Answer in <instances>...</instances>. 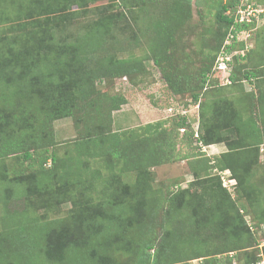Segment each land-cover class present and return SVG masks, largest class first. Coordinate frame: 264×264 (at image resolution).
I'll use <instances>...</instances> for the list:
<instances>
[{"label":"trees","instance_id":"1","mask_svg":"<svg viewBox=\"0 0 264 264\" xmlns=\"http://www.w3.org/2000/svg\"><path fill=\"white\" fill-rule=\"evenodd\" d=\"M34 1L33 10L47 14L43 22H29L31 11L25 7L29 11L25 14L28 21L18 24L19 33L0 36V158L17 155L27 161L22 172L12 177L1 175L2 179L19 186H6L2 201L16 199L23 200L24 204L20 210L7 211V221L0 229V264H117L111 252L119 242L122 229L127 225L148 226L145 223L150 221L148 216L138 211L140 206L154 202L147 195L151 186L146 174L150 167L163 163L190 157L203 163L213 161L210 168L217 166L220 171H230L236 181L237 194L242 190L248 200L251 198L253 185L248 182V176L254 160L245 157V152L251 148L257 156L259 145L264 142V61L259 60L250 68L248 58L253 43L247 46L246 42L252 41L234 40L225 47L231 56L230 83H220L221 73L213 69L230 32L245 29L250 30L252 39L255 37L258 27L253 30L254 23L235 22L234 13L241 2L251 0L220 3L216 19L222 23V30L213 36L215 44L211 48L215 52L207 53L204 57L209 63L200 65L193 73L178 70L171 50L175 22L178 26L190 18L191 0H170L164 19L147 17L150 12L143 1L139 4V0H118L116 4L125 11L107 13L101 9L98 17L81 26L80 34L62 37L55 32L61 31L60 25L69 20L68 15L75 14V10L67 11L66 1L84 8L86 2L93 0ZM253 1L264 6L262 0ZM18 6L20 13L22 7ZM228 9L231 14L225 12ZM125 12L135 16L144 14V28L154 31L147 43L149 54L173 93L189 92L191 101L200 105V92L214 78L218 87L238 86L240 94L251 101L245 105L242 99L240 107L230 103L235 96L220 103L213 101L216 122H204L201 136L199 131L194 136L193 127L185 116L171 119L168 127L157 121L140 128L113 130L112 113L126 100L120 94L98 92L95 84L106 77L139 72L142 61L132 56L116 57L112 52L98 58L93 56L110 43L113 29L119 19L125 17ZM28 24L30 29H27ZM238 65L242 67V76L236 70ZM245 81L249 86L247 90L243 84L236 85ZM67 117L73 118L79 135L71 149H63L59 155L51 126L54 120ZM228 127L233 128L236 137L225 141L226 150L219 155L208 154L210 158H205L201 152L203 147L198 143L207 145L221 141L219 133ZM141 129L144 135L140 134ZM91 161L100 164L91 168ZM101 165L112 172L103 177ZM115 168L118 171L113 170ZM128 173L136 176L131 184L121 181V176ZM194 175L198 183L202 182L201 191L189 192L188 189L187 195L183 192L170 195L172 213L168 220L173 226L165 231L166 239L158 244L150 237L140 241L138 248L131 252L130 264L177 263L183 260L178 251L185 243L193 246L188 260L200 259V264L219 262L214 253L235 251L233 256L227 257L232 263L240 248L253 247L264 253V245L259 248L264 234L250 230L221 181L199 179L196 172ZM62 189L72 192L67 196L69 208L64 218H47L30 210L39 206L51 211V203L44 206L39 201L46 195L60 199ZM93 191L95 201L89 193ZM129 193L137 199L127 203L125 197ZM35 195L39 198L34 201ZM55 204L51 212L58 209V203ZM240 206L248 212L245 204ZM188 208L191 211L184 219V210ZM173 214L183 220L178 219L176 224ZM253 217L255 226L264 224V210L254 212ZM204 228L212 230L210 234L223 237L224 243L209 247L201 234ZM257 260L254 256V261Z\"/></svg>","mask_w":264,"mask_h":264},{"label":"rangeland","instance_id":"2","mask_svg":"<svg viewBox=\"0 0 264 264\" xmlns=\"http://www.w3.org/2000/svg\"><path fill=\"white\" fill-rule=\"evenodd\" d=\"M117 1L118 0L88 1L85 3L84 8L77 7L72 1H66L67 5H69L67 11L69 9L75 10V14L68 15L69 20L61 24V31L59 29L55 34L58 35V37H62L65 34L77 36L82 31L81 26L98 17V11L101 9L107 13H120L121 11H125L123 7L116 4ZM141 1H143L145 8L150 12V15L147 17L151 16L164 19L166 15L165 9H167L170 0H158L157 2L139 0V4L142 3ZM225 1L226 0H191L192 13L190 18L187 20L185 19V21L178 26L177 22L174 21L176 23V29L173 33L174 40L171 50L174 64L182 73H193L199 70L200 65L209 63L204 56L207 53L213 55L215 52V50L211 48L215 44L213 36L222 30V23L216 19V12L220 8V3H224ZM34 2V0H0V36L6 35L7 37H11L18 34V24L28 21V19L25 18V14L29 11H31L29 22L33 20L43 22L47 14H37L36 11L33 10L35 8ZM262 2H264V0H262ZM17 6L22 7L20 11L21 14L18 12ZM136 6L139 5L136 4ZM25 7H29L30 10L26 11ZM125 14V17L122 16L121 19H119L118 25L114 27L113 38L109 40L110 43L106 44L104 50L95 53L93 56L94 58H98V56H103L107 52H112L116 57L132 56L142 61V68L139 72L132 73L130 76L106 77L95 84V89L98 92L106 93L107 95L120 94L126 100L119 110L112 113L113 130H125L135 127L140 128L147 123H154L157 121L162 122L163 126L168 127L171 119L185 116L186 120L189 121L193 127L194 136L198 135V131L201 136L204 129V122L207 124L216 122L217 116L212 110L213 101L218 100L220 103L224 99H231L235 96L231 99L230 103L232 105L235 103L234 105L236 107L242 105V99L245 105H248L249 101H251L240 94L238 86L218 87L215 85L214 78L208 83L207 87L200 92V105L191 101L189 92L173 93L166 85L160 70L154 65L149 54L147 43L150 42L151 38L154 36V31L144 28L146 24V20L143 21L144 14H139V16L129 15L126 12ZM50 16L51 15H48V17ZM263 22L264 20L262 19L257 22L258 31L253 39L250 38V41H252L251 44L253 43V49L248 58V61H250V68L256 66L259 60L264 61ZM30 27L31 25L28 24L27 29H30ZM72 39L68 38L67 40ZM241 68L240 65L236 66V70L242 76ZM239 84L244 85H242L244 90L249 89L246 81L236 83V85ZM231 91H233V93H231ZM51 127L58 153L62 155L63 149H71L73 140L78 137V126L74 124L73 118L67 117L54 120ZM139 132L141 135L145 134L143 129L139 130ZM219 134L222 137L221 141H212L213 143L204 145L203 151L201 152L204 154L203 156L205 158H210L207 157L208 154L211 156L219 155L222 151L226 150L225 141L232 140L236 137V133L232 127H228L224 130L221 129ZM179 146L178 144L177 148ZM250 149L246 150L245 157H248L249 160H254V164L248 176V182L253 185L251 198L248 200L242 190L240 191L241 193L237 194L236 185L232 189L227 190L230 198L235 202V207L240 210V213H243L244 219L248 224L253 223L252 219L254 218V212L256 213L264 210V142L259 145L257 156L255 155L256 153L253 150L250 151ZM91 162V168L100 164L95 161ZM26 163L27 161L20 159L17 155H9L0 158V229L3 223L7 221V211H11L12 209L20 210V207L24 204L23 200L16 199L9 202L2 201V194L3 191L5 192L6 186L12 188L19 186L9 182L7 179H2L1 175L4 174L5 177H12V175L22 172ZM211 165H213V161H206V163H203V160L190 157L189 159L186 158L156 165L147 170L146 180L151 186V191H149L147 195L153 198L154 202L158 203L150 202V205H147V203L140 206L138 209L140 215L148 216L150 221H145L148 226H141L139 228L135 225H127L122 229L120 239L118 240L119 242L115 243V248L111 252L117 264L132 263L131 252L138 248L137 244L140 241H144L150 237L154 239L155 244H158L166 239L165 231L173 226L168 220L169 213H172L169 211L168 198L172 194L175 195L181 192L187 195L188 189L189 192L196 191L199 193L201 191L202 182L198 183L199 180H196L194 175L195 172L199 179L213 180V182L220 180L223 186L220 169L217 166L210 168ZM101 168L103 177L108 176L112 172V170L109 171L107 170L108 168L102 165ZM113 170L118 171L116 168ZM203 170L207 172V174L203 173ZM135 178L136 176L134 173H128L121 176V181L131 184ZM19 185L26 186V184ZM96 189H99L98 185ZM70 191L71 190L66 192L65 189H62L60 199H57L56 195H46V198L39 201L42 205L44 204V206L45 203L48 205L51 203L50 208L52 210L56 201L58 203V209L54 212L39 206L30 207V210L38 215L45 214L47 218H64L69 208L67 196L72 194ZM89 193L95 201L97 199L96 192L93 191ZM36 198H39L38 195H35L33 200L35 201ZM125 199L128 203L137 198L129 193ZM241 203L246 205L249 209L248 212L241 209ZM184 211L183 217L187 219L191 210L188 208ZM174 216L175 223L178 219H181L180 221L183 220L181 216ZM210 231L212 230L208 228L201 230V234L203 238L207 240L208 246H213V248L216 247L215 245L221 246L224 243V238L216 234H210ZM208 234L209 236L206 238ZM262 240L259 243L261 244L259 248H262L264 245V237ZM192 247L193 246L189 243L183 244L181 250L178 251L179 254L183 255V260L172 264H200V259L188 260V255ZM225 253L226 252L214 253L216 254L214 255L215 257H219V262L213 260L211 264H245L247 261H251L247 264H264L263 250H256L253 247L240 248L237 250L235 261L232 263L227 257L230 255L233 256L235 251H231L229 254ZM254 256L258 257L257 261H254Z\"/></svg>","mask_w":264,"mask_h":264},{"label":"built area","instance_id":"3","mask_svg":"<svg viewBox=\"0 0 264 264\" xmlns=\"http://www.w3.org/2000/svg\"><path fill=\"white\" fill-rule=\"evenodd\" d=\"M228 14H231V10L228 9L225 11ZM236 16L235 22H246L248 24L254 23V26L252 27L253 30H255L258 26L256 25L258 21L261 19L264 20V6L260 4H256L254 1H246V2H241L240 5L237 7L236 11L234 12ZM251 38V32L250 30H245L242 29L240 31H234L230 32L228 36H226L223 45H222V50L220 51L219 55L216 57L215 63H214V70H217L221 73L220 77V83H230L229 79V68L230 64L229 61L231 59V56L226 53L225 47L226 45H230V43L234 40L236 41H247L250 40ZM247 46H251V43L246 42ZM201 145V143H198ZM221 174V179L223 185L228 189H232L236 181L235 179L231 176L230 172L228 170H222L220 171ZM254 223H249L248 226L250 230L252 231H258L261 234H264V224H261L259 226H253ZM254 228V229H253ZM263 241V240H262ZM261 245V244H260Z\"/></svg>","mask_w":264,"mask_h":264},{"label":"clouds","instance_id":"4","mask_svg":"<svg viewBox=\"0 0 264 264\" xmlns=\"http://www.w3.org/2000/svg\"><path fill=\"white\" fill-rule=\"evenodd\" d=\"M202 147H204V145L201 144Z\"/></svg>","mask_w":264,"mask_h":264},{"label":"crops","instance_id":"5","mask_svg":"<svg viewBox=\"0 0 264 264\" xmlns=\"http://www.w3.org/2000/svg\"><path fill=\"white\" fill-rule=\"evenodd\" d=\"M244 86V85H243ZM245 86H247V85H245ZM247 90V89H246Z\"/></svg>","mask_w":264,"mask_h":264}]
</instances>
